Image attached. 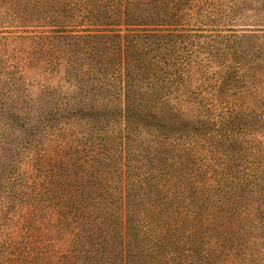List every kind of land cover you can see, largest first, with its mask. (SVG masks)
Listing matches in <instances>:
<instances>
[{"label": "trees", "instance_id": "obj_1", "mask_svg": "<svg viewBox=\"0 0 264 264\" xmlns=\"http://www.w3.org/2000/svg\"><path fill=\"white\" fill-rule=\"evenodd\" d=\"M16 122L0 264H264V0H0Z\"/></svg>", "mask_w": 264, "mask_h": 264}, {"label": "rangeland", "instance_id": "obj_2", "mask_svg": "<svg viewBox=\"0 0 264 264\" xmlns=\"http://www.w3.org/2000/svg\"><path fill=\"white\" fill-rule=\"evenodd\" d=\"M16 125H17V127H15L12 130H9V132L8 131H5L4 132L3 130H1V132L3 131L4 133L3 134H0V137L2 138L3 141L7 139V142H8V144L5 145L4 148H3V155H5V153L11 155V154H13L14 151H17L20 148L21 142H20V144L17 143L19 141L18 138L21 135L20 134V131H19L20 130V126H19V123H17V122H16ZM2 128L0 127V129H2ZM31 154H32V152H25V153L19 152L17 155H16V153H14V158H10V156H7L6 158H8V159L5 160L6 161L5 163H7V164L10 163L11 166L14 165V164H16V166H19L20 169L19 168L18 169L12 168L13 171H15V172H16V170L17 171L22 170V168H21V165L22 164H24V166H27V164H25V162H27L29 164L30 161H32L31 158H30L31 157ZM16 160L18 162H21L22 164H19L18 162H16ZM0 163H1V166H3L4 160H2ZM7 172L8 171H6V172L3 171L2 175L3 176L7 175ZM14 221L15 220H13L11 222L12 223V226L15 225V222ZM5 229H6L5 231L9 232V230L7 228H5Z\"/></svg>", "mask_w": 264, "mask_h": 264}]
</instances>
